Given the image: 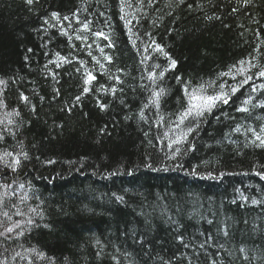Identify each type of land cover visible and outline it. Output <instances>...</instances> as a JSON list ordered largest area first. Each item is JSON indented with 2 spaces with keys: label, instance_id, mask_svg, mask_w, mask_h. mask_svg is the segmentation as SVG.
Returning a JSON list of instances; mask_svg holds the SVG:
<instances>
[{
  "label": "trees",
  "instance_id": "1",
  "mask_svg": "<svg viewBox=\"0 0 264 264\" xmlns=\"http://www.w3.org/2000/svg\"><path fill=\"white\" fill-rule=\"evenodd\" d=\"M261 68L264 0H0V264H264Z\"/></svg>",
  "mask_w": 264,
  "mask_h": 264
},
{
  "label": "snow or ice",
  "instance_id": "2",
  "mask_svg": "<svg viewBox=\"0 0 264 264\" xmlns=\"http://www.w3.org/2000/svg\"><path fill=\"white\" fill-rule=\"evenodd\" d=\"M27 3L31 4L33 3V0H27ZM123 11V7L121 9ZM53 18L57 17V13H52ZM65 20L68 19V17H64ZM121 19H124V17L122 16ZM83 27L85 29L88 28L87 24H84ZM97 36H104V33L102 32H97L96 33ZM105 39H107V36H104ZM77 39H81L80 36H77ZM157 50H159L160 52H162L165 56H167L168 54L166 52L163 51V49L159 46L156 45ZM58 59L60 60H64L63 57H59V54H57ZM106 59H110L108 57H106ZM170 63H169V68H174L176 66V61L174 59H171V57H169ZM239 64L241 65L240 68L237 69V71L241 74H246L248 72L249 68H254L257 67V65L255 64H251L248 61L245 60H241L239 61ZM248 64V68L243 67V65ZM59 66V65H58ZM103 67V66H101ZM235 67V66H233ZM85 79H84V85L85 87L83 88V93H87L89 92V87L88 85L96 79V77L89 72L87 69H85ZM231 74V69L229 70L228 73H220L221 76L224 75H229ZM164 75L163 72L160 73V76L162 77ZM256 75L259 77L264 78V68H261L260 70H258L256 72ZM150 78H151V74H150ZM252 79V76L248 75L246 76V79H244L241 83H247L248 80ZM177 80H180V77H177ZM0 83H3V81H0ZM212 82H209V86H211ZM223 85H221V91L216 92L214 94H207L206 90H205V85L201 84L198 87L192 88L190 85H185L183 91L184 94L187 98V106L183 109L182 113L180 114V123H184V121L189 120V118H194V117H201L204 115L205 112H211V110L217 106L218 103H223V104H227L229 102V94L223 91ZM261 87H264V85H261ZM255 90V89H254ZM237 91L236 87H233L231 89L232 93H235ZM164 94V90L161 89L159 92H153L152 93V97L153 99L150 101L151 103L157 104L158 105V101H159V97L161 95ZM21 99L23 100H27V97H25L23 94H21ZM80 97H77L76 100L79 101ZM250 97L248 100L243 101V104L247 105L250 102ZM101 109H103L105 106L103 104L100 105ZM145 107H147V105H145ZM238 111H247L248 109L246 107H241L237 109ZM18 114V113H17ZM239 127H237L236 131H239ZM193 131V129L191 127H189L187 129V132H191ZM249 132L252 133L254 139L252 141H250V143H254L256 147H260V148H264V126H261L259 132H256L255 130H253L252 128L248 129ZM187 136V133H184L183 136H181L178 140L173 141V143H179L180 140L185 139ZM258 141V143H256ZM180 151L179 148L176 149V152L178 153ZM5 155H11L10 153H6ZM15 163H19V161H15ZM49 163H51V161H49ZM255 202V201H254ZM5 215H7V213H5ZM29 223H31V221H29ZM12 229H6V231H11Z\"/></svg>",
  "mask_w": 264,
  "mask_h": 264
}]
</instances>
